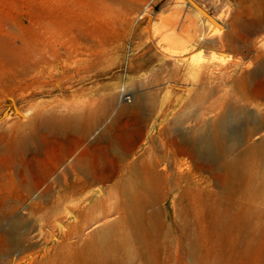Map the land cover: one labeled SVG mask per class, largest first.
I'll return each instance as SVG.
<instances>
[{"label":"rangeland","instance_id":"obj_1","mask_svg":"<svg viewBox=\"0 0 264 264\" xmlns=\"http://www.w3.org/2000/svg\"><path fill=\"white\" fill-rule=\"evenodd\" d=\"M214 1L210 4L206 0H133L130 7L120 9L116 0H0V37L19 50L24 44L32 48L44 45L46 57L56 60L51 71L47 67L38 79L37 68L5 60L0 55V198L4 201L0 206V232L16 224L14 215L8 213L10 204L20 200L18 212L25 209L26 217L31 209L30 199H21L17 192L16 176L12 174V184L2 170L6 159L12 158L7 150L18 134L23 131L35 140L43 136L45 142L41 144L60 155L65 142L51 138L48 130L40 126L41 119L63 118L71 115L73 109L89 111L111 102L114 112L104 120L101 130L114 119L110 135L122 146L134 148L131 158L137 159L141 153L145 161L158 164L157 170L166 175L164 200L156 206L145 205L147 219L139 234L143 240L136 239L138 243H149L147 253L151 260L155 264H199L197 260L209 261L208 264H264V193L249 200L233 196V206L228 210L222 205L212 208L208 201L200 204L202 195L220 196V189L208 174L195 170L192 160L180 154L173 142L178 140V133L196 137L208 121L217 117L215 107L225 94L220 89L210 95L196 83L201 75L193 73L192 59L199 58L209 69H218L228 57L232 61L239 57L207 50L206 41L209 45L215 42L208 38L223 36L230 30V19L239 16L261 20V30L253 39L257 47L264 44V0ZM185 20L189 22L186 34ZM249 22L246 20V24ZM255 24L257 32L258 23ZM172 38L184 41L179 49L184 52L179 57L165 54L168 39ZM222 41H217L220 47ZM209 51L211 54H207ZM26 69L29 76L24 77ZM138 96L149 99V117L143 124L132 110L116 117L120 107L129 106ZM229 98L246 114L258 116V108L239 84L233 85ZM176 118L183 122L179 127L173 124ZM254 137L251 142L258 141L259 137ZM86 145L87 142L81 147ZM244 149L241 146L236 153ZM254 160L246 155V163ZM72 179H67L68 186ZM146 201L144 197L143 203ZM44 213L42 208L35 212L36 216ZM27 219L39 239L40 223L34 217ZM110 219L103 222L108 224L116 216ZM149 224L152 230L147 231ZM96 225L83 231V239L90 238ZM242 228H246L244 240L238 237L243 235ZM53 252L52 249L50 255ZM197 252L196 260L193 255ZM42 264L52 263L45 259Z\"/></svg>","mask_w":264,"mask_h":264},{"label":"bare ground","instance_id":"obj_2","mask_svg":"<svg viewBox=\"0 0 264 264\" xmlns=\"http://www.w3.org/2000/svg\"><path fill=\"white\" fill-rule=\"evenodd\" d=\"M116 3L117 7L125 9L134 2L116 0ZM239 25L246 27L245 38L233 34L227 41L221 42L225 53L239 56L235 61L228 57L225 65L218 69H209L198 60V56L197 61L195 58L191 61L194 65L193 73L201 75L196 83L202 89L210 95L220 89L225 90L215 107L217 117L208 121L196 137L190 138L178 133V140L173 141L178 152L192 160L194 169L208 174L220 189V196L202 195L200 201H197L202 205L208 201L212 208L222 205L225 210L233 206V196L249 200L264 193V44L257 47L253 39L256 32L254 22H240ZM168 43L169 49L165 50V54L170 58L183 54L184 51H179L184 44L180 38L179 42L173 38L168 39ZM238 43L243 44L244 48L236 47ZM46 54L44 45L32 48L24 44L19 50L12 47L9 40L0 37V55L5 60L21 61L29 67L37 68L38 79L42 78L47 67L51 71L56 61L51 56L46 57ZM246 59L249 61L243 66ZM182 64L183 60L180 61ZM23 76H29V70L26 69ZM49 80L52 81L51 76ZM234 84L246 89V95L258 108L257 117L246 114L232 104L229 96ZM148 100L146 96L136 97L129 106L120 107L116 117H123L126 111L132 110L143 124L149 117ZM114 108L111 102H107L88 113L73 109L67 117L42 118L40 126L48 130L47 134L54 140L65 142L60 155L55 154V149L41 144L45 142L43 136L35 140L23 131L8 146L7 152L11 153L12 158L6 159L2 170L9 175L12 184V174L16 176L15 186L21 199H30L31 202L28 217H34L42 231L38 239L27 215L23 213L25 209L21 208L18 212L22 204L20 200L12 205L7 203L8 213L14 215L16 224L0 232V264H42L45 259L52 264H155L147 253L149 243H138L136 239L143 240L139 234L147 219L144 214L145 205L156 206L164 200L163 187L167 184L163 176L166 175L164 171L157 170L158 164L145 161L141 153L137 154V159L131 158L134 148L130 145L122 146L116 137L110 135L114 119H110L109 126L101 130V125L111 117ZM182 123L177 118L173 122L175 126ZM163 131L164 128L160 133ZM254 136L259 139L251 142ZM150 141L153 143L154 139ZM86 142L87 145L81 147ZM241 146H245V149L236 153ZM246 155L256 161L246 163ZM70 178H73L72 185L68 186L66 181ZM89 188L95 189L89 191ZM67 189H73L74 192H65ZM144 197H147L145 204ZM3 202L0 198L1 207ZM41 208L45 213L36 216L35 212ZM113 216L116 219L110 221ZM108 218L110 222L104 223ZM91 224H98L95 227L97 229L93 228L92 232L89 230L90 238L85 240L83 231ZM43 228L47 230L43 231ZM145 229L152 230L151 224ZM242 230L243 235L238 237L244 240L246 228ZM249 237L253 238V235ZM52 249L54 252L50 255ZM198 256V252L193 255L196 260ZM59 257L62 258L59 260ZM197 261L199 264L209 262Z\"/></svg>","mask_w":264,"mask_h":264},{"label":"crops","instance_id":"obj_3","mask_svg":"<svg viewBox=\"0 0 264 264\" xmlns=\"http://www.w3.org/2000/svg\"><path fill=\"white\" fill-rule=\"evenodd\" d=\"M207 2H209L210 4H212V1L215 3L216 1H214V0H211V2H210V0H206ZM246 20L247 21H251V22H254V23H258V27H259V30L255 33V38H257L256 37V35L258 34V32H260V30H261V20L260 19H246L245 17L244 18H241V17H239V16H237V17H234V18H232V19H230V21H229V26H230V30H228L227 32H225L224 33V35L223 36H219L217 39H214V38H208V39H212L213 40V44H208L207 43V41H206V45H207V47H209L207 50H210V49H216L217 51H219V52H222V53H224V54H227V55H232V54H235V53H225L224 51H223V49L219 46V44L217 43V41L218 40H223L224 42L225 41H227V38H230L233 34H235V35H237V36H239V38H245L246 37V27H240V25H239V23L240 22H246ZM185 22V24H186V26L184 27V30H186V32H184V33H189V30H188V27H189V22L187 21V20H185L184 21ZM193 23V22H192ZM188 30V31H187ZM183 32V31H182ZM184 33H180L179 34V36H183V34ZM191 35V34H190ZM169 37H170V35H169ZM207 40V39H206ZM236 47H238V48H244V46H243V44H241V43H238V44H236L235 45ZM242 52H243V50H241ZM242 52H238L237 54H240V53H242ZM207 54H211L210 53V51H209V53H207ZM77 110V109H76ZM82 112H84V113H88V111H82Z\"/></svg>","mask_w":264,"mask_h":264}]
</instances>
